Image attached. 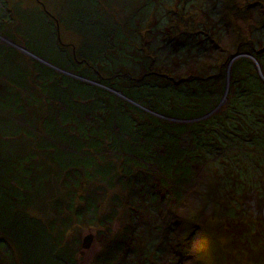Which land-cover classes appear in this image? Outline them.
Instances as JSON below:
<instances>
[{"label":"rangeland","instance_id":"obj_1","mask_svg":"<svg viewBox=\"0 0 264 264\" xmlns=\"http://www.w3.org/2000/svg\"><path fill=\"white\" fill-rule=\"evenodd\" d=\"M0 36L152 112L0 39V264H264V82L227 73L264 75V0H0ZM227 86L249 142L200 156Z\"/></svg>","mask_w":264,"mask_h":264},{"label":"trees","instance_id":"obj_2","mask_svg":"<svg viewBox=\"0 0 264 264\" xmlns=\"http://www.w3.org/2000/svg\"><path fill=\"white\" fill-rule=\"evenodd\" d=\"M256 58L258 60H260L259 62H261L260 56L256 55ZM246 62H247V60L240 59L238 61V63H236V68L240 67L242 64H244ZM234 77H235V72H234ZM225 112L226 111L222 112L219 115L211 117L209 119H204L201 122H198L195 124V126H197L200 130V132L197 135L198 144L200 146L199 147L200 156L207 157L211 154V155H216L215 156V159H216L217 156L221 155L220 153L223 151V152H225V156L227 158H230L231 155H233L232 159H234V158L238 159V157L235 156L237 154L236 152L238 150L236 149V147L234 145L241 143L240 140H242V143L249 142V140L247 138V137L251 136V130L249 128H246V129L241 128L242 137H240V134H241L240 128H236L232 131H229L228 129L227 130L224 129L226 120H225L223 114ZM207 126H211V129L207 130L206 129ZM246 131H248L247 137L244 136V132H246ZM227 144H228V146H227ZM224 145L227 146L226 151L223 149ZM221 148H222V150H220ZM209 159H211V158H209ZM221 160H223L222 157L218 158L217 161H208V162L210 165H215V163H217L218 161H221ZM228 167L230 169L220 172L221 174L218 173V169L212 168V172H214V174L213 175L211 174L208 177V184L206 186V191H208L207 199H208V201H210V205H212L213 207L217 208L219 206H222L224 204L226 205L228 203L229 204H231V203L242 204L241 203L242 200H243V202L245 200V199H242V197L245 195V198H246V194H244V195L243 194L242 195L237 194L238 192L235 190H232V192H229L231 194L227 193L226 188L228 187L227 186L228 182H225V180H224L225 175L222 176V174L226 173L228 176L233 177L234 182H239V180H240L239 176L237 175L239 173V171L237 169L238 166H234V165L230 164V165H228ZM158 179L160 181H162L163 183H165L167 181L165 176L162 174L159 175ZM243 185H246V184H242V186ZM209 195H211L212 197H210ZM205 198H206V194L203 193L202 194V201L203 200L206 201ZM202 240H204L205 242H209V241L214 242V240L211 238V236H204L202 238ZM17 243L20 245L19 241H17Z\"/></svg>","mask_w":264,"mask_h":264},{"label":"water","instance_id":"obj_3","mask_svg":"<svg viewBox=\"0 0 264 264\" xmlns=\"http://www.w3.org/2000/svg\"><path fill=\"white\" fill-rule=\"evenodd\" d=\"M4 40H5V39H4ZM5 41L8 42L11 46H13L15 49H18L19 51H21L22 53H24V54H26V55H28V56H30V57L36 59L37 61H39V62H41V63H44V64H46V65L49 66L48 63H46V62L43 61L42 59H40V58L34 56V55L31 54L27 49H24V48H22V47H20V46H18V45H16V44H13V43L10 42V41H7V40H5ZM239 58H247V59L251 60V61L254 63V65H255V68H256V70H257V73H258L259 78L262 80V82H264V75H263V73H262V67H261V64H260L259 60L256 58V55L253 54V53H250V52H247V53H245V54H242V55L236 56V57L230 62L229 67H228V72H227V73H228V77H229V74H230V71H231V68H232L234 62H235L237 59H239ZM68 75H69V76H72L73 78H76V79H78V80H81V81H83V82L90 83V84H93V85H96V86H100V87H102V88H105L106 90L112 92V93H113L114 95H116L117 97L122 98V99H124V100H126V101H128V102H130V103H132V104H134L135 106L139 107L140 109H142V110H144V111H146V112L152 113V112L148 111L146 108H144V107H142V106H140V105H137L136 103L132 102L130 99H128L127 97H125L121 92H118V91H116V90H113V89L107 88V87H105V86H103V85H101V84H99V83H97V82H90V81H88V80H86V79H84V78H81V77H76V76H73V75H70V74H68ZM228 92H229V86H227V89H226V92H225V96H224L223 100L221 101V103L217 106V108H216L215 110L211 111L210 113H208L207 115L201 117V118L198 119V120H204V119H207V118H209V117L215 115L217 112H219V111L222 109L224 103H225L226 100H227ZM92 239H93V237H92V238L89 237V238L85 241V244H84V248H85V249L90 248V245H91L90 243L92 242Z\"/></svg>","mask_w":264,"mask_h":264},{"label":"bare ground","instance_id":"obj_4","mask_svg":"<svg viewBox=\"0 0 264 264\" xmlns=\"http://www.w3.org/2000/svg\"><path fill=\"white\" fill-rule=\"evenodd\" d=\"M0 39H4V38H2V37L0 36Z\"/></svg>","mask_w":264,"mask_h":264}]
</instances>
